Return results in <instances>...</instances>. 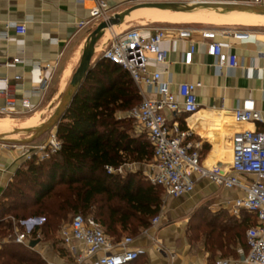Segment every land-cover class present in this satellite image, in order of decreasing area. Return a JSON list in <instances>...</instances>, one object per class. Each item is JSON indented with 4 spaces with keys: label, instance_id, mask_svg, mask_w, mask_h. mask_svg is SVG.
I'll return each instance as SVG.
<instances>
[{
    "label": "crops",
    "instance_id": "crops-1",
    "mask_svg": "<svg viewBox=\"0 0 264 264\" xmlns=\"http://www.w3.org/2000/svg\"><path fill=\"white\" fill-rule=\"evenodd\" d=\"M105 1L114 13H120L136 4L133 0ZM194 1L247 2L248 0ZM95 5V0H0V62L17 56L23 59L21 64L9 69L1 68L0 76L9 74L12 77L21 74L23 87L18 89V94L26 95L33 102L39 103L38 113L54 107L71 81L81 61L89 35L96 27L93 23L77 29L75 24L87 19ZM133 12L130 19L128 18L124 24L117 25L116 28L124 30V26L128 28L136 22L141 26L143 34L150 36L154 27H169L162 48L168 51L171 63L153 65L152 69L164 71L168 69V72L163 74V80L171 81V88L176 93L183 82L202 83L197 89L199 110L192 116L181 115L177 120L184 128L193 131L190 139L196 142L201 160L206 166L211 167L219 163L228 167L232 160L234 134L245 129L264 131V30H241L236 27L263 24L255 21V18L220 16L202 11L155 10L147 15L135 17L132 16ZM201 16H210L215 23H201ZM140 18H149L152 21H140ZM17 23L26 25L25 34L16 33L13 25ZM197 24H214L212 28L225 31L227 35L221 34L218 39L228 51L238 55L240 66L235 69H218L215 66V59L206 54L205 46L201 44L195 53L193 64L185 65L182 60L188 42L180 40L178 31L174 27L188 25L202 27ZM236 32H246L249 36L242 39L235 38ZM108 38L105 37L99 42L97 53L105 47ZM192 39L201 40L199 35H194ZM61 53L60 64L53 73L49 89L42 98L34 96L31 91L41 82L43 74H51L49 71L43 73L35 67L36 64L54 61ZM246 100L254 102L255 108L262 114V121L240 125L227 121L234 120L232 111ZM123 114L122 112L121 115ZM167 116L172 124L176 117L170 112ZM19 152L20 150L12 148L4 150L3 143H0V199L3 198L17 172L25 166L24 160L17 159ZM149 164L146 171L142 172L146 181H149ZM132 165V163L125 164L124 172L120 175L126 177L138 173L137 169H132ZM127 166L130 169H126ZM195 179V190L188 195L173 198L165 197L163 194L162 210L157 215L161 216L158 225H153V218L151 225L141 228L138 234L123 233L120 240L133 237L134 242L131 247L140 250V258L136 264H204L222 257V252L213 254L207 248V235L203 230L211 219L221 224L233 225L234 221L240 223L243 219L242 213L235 215L229 201L241 197L243 193L239 189L220 187L209 179H198L197 175ZM40 224L39 221L37 225ZM194 231L200 232V237L198 236L197 239L194 238ZM110 237L120 241L113 236ZM38 239L41 242L35 248H29L38 251L47 264H72V257L62 243L60 250L55 251L53 246L43 248V240ZM235 250V254L240 256L241 251L246 250V246L238 242ZM231 256L234 257L233 255L226 257Z\"/></svg>",
    "mask_w": 264,
    "mask_h": 264
},
{
    "label": "built area",
    "instance_id": "built-area-1",
    "mask_svg": "<svg viewBox=\"0 0 264 264\" xmlns=\"http://www.w3.org/2000/svg\"><path fill=\"white\" fill-rule=\"evenodd\" d=\"M96 5L87 19L75 25L82 29L89 24L109 21L116 15L105 0H95ZM136 3L162 0H133ZM252 4H263L264 0H248ZM16 33L25 34L24 23L13 25ZM169 27L157 26L150 36H145L140 28L118 30L116 26L109 28L110 38L102 49L101 56L128 70L141 94V102L127 112L138 128L146 134L154 149V158L149 164V181L164 189L165 197L179 198L192 193L198 179H209L220 187L239 189L243 195L232 201V212L240 215L247 211L256 217V223L247 230L248 251H241L239 257H221L204 264H264V131L245 129L234 134L232 142V160L228 167L222 164L206 166L191 140L193 131L183 127L177 120L181 115L192 116L199 110L197 89L201 82H183L178 92L171 88V81L163 80L167 70L152 69L153 65L171 63L168 51L162 48L166 30ZM181 41L188 42L183 53L182 62L192 65L199 45H204L206 54L215 59L218 69H235L240 66L237 54L228 51L218 37L225 31L212 27L175 26ZM199 35L201 40H193ZM246 32L234 33L235 38H245ZM106 37V34L104 38ZM62 53L57 59L46 63H37L36 68L51 74H43L41 82L32 89L34 96H42L50 87L53 73L60 64ZM23 59L13 57L0 62V69H9L21 64ZM23 87V76L9 74L0 76V119H21L39 112V103H35L26 95H19L18 89ZM170 112L175 121L170 124L167 113ZM237 124L262 121V114L255 108L252 100H246L232 111ZM5 149L20 150L18 160L37 163L50 159L63 147L57 135V128L50 131L49 137L39 144H3ZM109 173L122 174L124 165L119 168L107 166ZM15 230L10 241L28 247L32 240L41 238L32 236L31 232L39 223V218L19 219L11 217ZM42 219V218H41ZM43 220V219H42ZM161 216L153 219L158 225ZM42 223V221H40ZM24 227V228H22ZM62 245L72 257V264H132L140 257V250L132 248L133 237H125L115 241L104 226L92 215L75 214L71 221L60 230ZM81 247L83 248L81 250ZM160 248V246H159ZM161 249V248H160Z\"/></svg>",
    "mask_w": 264,
    "mask_h": 264
},
{
    "label": "trees",
    "instance_id": "trees-1",
    "mask_svg": "<svg viewBox=\"0 0 264 264\" xmlns=\"http://www.w3.org/2000/svg\"><path fill=\"white\" fill-rule=\"evenodd\" d=\"M141 100L130 72L98 56L57 125L62 150L39 163L25 162L0 199V238L13 235L11 217L28 219L27 210H31L29 218L45 220L31 232L34 237L40 232L58 231L60 220L72 212L91 215L86 211H92L95 205L99 212L94 217L110 236L119 239L124 232L136 235L141 228L149 227L162 210L164 189L146 181L141 171L123 177L107 170V166L119 168L154 158L146 134H139L134 120L126 116ZM242 218L233 225L208 221L203 230L207 248L226 257L230 255L223 249L231 252L240 242L247 252V230L256 223V217L243 211ZM235 252L232 255L239 257ZM0 264L47 262L28 246L2 240Z\"/></svg>",
    "mask_w": 264,
    "mask_h": 264
},
{
    "label": "water",
    "instance_id": "water-1",
    "mask_svg": "<svg viewBox=\"0 0 264 264\" xmlns=\"http://www.w3.org/2000/svg\"><path fill=\"white\" fill-rule=\"evenodd\" d=\"M144 7H156L164 10H171L174 12H193L212 9L220 12L248 11L259 15H264V4H252L249 2L193 1L190 3H185L171 1H152L136 3L128 9L120 13H116V15L109 21L100 22L90 33L87 43L84 47L79 66L74 73L71 81L67 85L65 91L62 93L58 107L52 117L48 121L34 128H18L11 133H0V143L27 145L37 140L44 133L57 128V125L64 118L69 106L72 104L82 83L90 73L97 53V46L99 42L104 38L107 30L113 26L124 24L131 16V13L133 11ZM22 134H30V137L24 139H18L15 137ZM38 221H42V219H38ZM40 242V239L32 240L30 246L32 248H35Z\"/></svg>",
    "mask_w": 264,
    "mask_h": 264
},
{
    "label": "rangeland",
    "instance_id": "rangeland-1",
    "mask_svg": "<svg viewBox=\"0 0 264 264\" xmlns=\"http://www.w3.org/2000/svg\"><path fill=\"white\" fill-rule=\"evenodd\" d=\"M194 0H187V1H184L185 3H190V2H193ZM264 4V3H263ZM259 18V19H258ZM258 18H255L254 20L255 21H258V22H260V23H262L263 25H249V24H247V26H236V27H238V28H241V30H247V29H258V30H264V16H261V17H258ZM140 21H152V20H150L149 18H140L139 19ZM200 21H201V23H215V21H214V19H212L210 16H201V18H200ZM142 25V24H141ZM197 25H201L202 27H213L214 26V24H197ZM251 26H256V27H251ZM128 28H141V26H138V24H136V22H135V24H133L132 26H129ZM126 26H124L123 27V29H128ZM109 38H110V36H109ZM108 38V39H109ZM100 53L101 52H98L97 54H96V56H95V59L100 55ZM78 66H79V64H78ZM78 66H77V68H78ZM77 68L75 69V72H76V70H77ZM74 72V73H75ZM74 75V74H73ZM58 104H59V101L56 103V105L54 106V107H52L51 109H49L48 111H44V112H40V113H37V114H33V115H30V116H27V117H23V118H21V119H17V120H11V119H8V118H6V120H9V121H11V123L12 124H14L15 126H13L9 131H0V133H11V132H13V131H15L16 129H18V128H21V124L22 123H24L26 120H28L29 118H35V119H39L37 122H36V124H39V122H40V125L41 124H43L44 122H46V121H48L51 117H52V115L55 113V111H56V109H57V107H58ZM122 116H124V114L122 115ZM126 116H127V114H126ZM5 119V118H4ZM23 121V122H22ZM134 124H135V126H136V128H137V130H138V132H139V134L141 133H143L139 128H138V126L136 125V123L134 122ZM37 127V126H36ZM16 128V129H15ZM55 129V128H54ZM53 129V130H54ZM51 131V130H50ZM50 131H48V132H46V133H44L41 137H39L37 140H35V141H33L32 143H30V144H38L39 142H43V141H45L48 137H49V134H50ZM16 138H18V139H24V138H29L30 137V134H22V135H18V136H15ZM152 162V160H150V161H147V162H143V163H132L133 165V167H132V169H137V171H141V172H144V171H146V169L148 168V164L149 163H151ZM126 169H130L128 166L126 167ZM28 212H26L27 213V215H26V217L28 218V219H31V218H29L30 217V214H31V210H27ZM86 212H88L89 214H91L92 216H95V217H98V205H95V207L93 208V210L92 211H86ZM75 215V213L74 212H72V213H70V214H67L65 217H63L61 220H60V226H59V230L58 231H53L52 233H50V234H42V232H40V235H41V239L43 240V242H44V245H43V248H45V246L47 247V246H53V249L55 250V251H59L60 250V247H61V239H60V230H61V228L64 226V225H66V224H68L70 221H71V219H72V217ZM40 218H42L43 220H42V223H41V226H43V224H44V222H45V220H44V218L43 217H40ZM194 233H195V239H197V237L199 236L200 237V232H198V231H194ZM130 234V233H129ZM131 235V234H130ZM116 240H120L121 238H117V236L116 237H114ZM10 239H11V237L10 236H6L5 238H0V242L2 241V240H6L8 243L10 242ZM234 247V246H233ZM213 252V251H212ZM234 252H235V250L232 248V251L231 252H229V251H227V249H223V253H226V254H228V255H232V254H234ZM214 253V252H213ZM217 254V253H216Z\"/></svg>",
    "mask_w": 264,
    "mask_h": 264
},
{
    "label": "bare ground",
    "instance_id": "bare-ground-1",
    "mask_svg": "<svg viewBox=\"0 0 264 264\" xmlns=\"http://www.w3.org/2000/svg\"><path fill=\"white\" fill-rule=\"evenodd\" d=\"M155 10H164V9H160V8H156V7H144V8H140L138 10H135L132 14L133 17L135 16H144L147 15L148 13L155 11ZM202 12H206L209 14H214V15H220V16H242V17H250V18H256L258 16H264V15H259L256 13H252V12H248V11H233V12H220V11H216V10H200ZM130 19V18H129ZM259 19V18H258ZM110 35V30L106 32V37L108 38ZM39 119H35L33 118H29L28 120H26L24 123L21 124V128L22 129H26V128H34L36 126H39L40 124H36V122ZM227 121H231L230 123H235V120H227ZM23 122V121H22ZM237 124V123H235ZM240 125V124H237ZM13 126H15L14 124L11 123V121L6 120V119H0V131H9ZM16 129V128H15Z\"/></svg>",
    "mask_w": 264,
    "mask_h": 264
}]
</instances>
